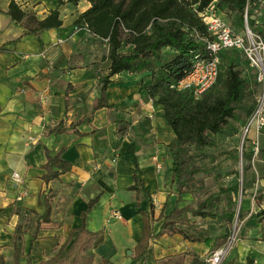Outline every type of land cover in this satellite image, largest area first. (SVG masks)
<instances>
[{"label": "crops", "instance_id": "crops-1", "mask_svg": "<svg viewBox=\"0 0 264 264\" xmlns=\"http://www.w3.org/2000/svg\"><path fill=\"white\" fill-rule=\"evenodd\" d=\"M11 1L0 0V258L4 264H15L17 225L24 229L19 262L34 264L66 243L69 247L85 211L87 228L104 231L103 241L93 249L92 264H206L207 254L227 244L222 264H264V151L252 161L254 172L241 194L235 237L223 205L216 219L186 216L192 218H186V228L202 229L209 241L180 233L159 234L163 216L184 204L178 203L167 147L174 132L162 106L143 91L150 72L114 74L103 91L101 80L110 66L108 42L75 24L90 1L14 0L39 19L59 9L62 26L39 33H28L24 23L12 18ZM102 96L112 107L95 108ZM60 121L68 130L55 133L52 129ZM259 135L264 150V133ZM47 149L60 152L71 168L45 183ZM14 172L22 176L24 186L14 185ZM136 175L141 184L131 189ZM234 176H227L230 183ZM44 190L54 193L51 221L37 228L46 211ZM150 200L153 236L147 253L135 257ZM116 210L120 218L113 215Z\"/></svg>", "mask_w": 264, "mask_h": 264}, {"label": "trees", "instance_id": "trees-1", "mask_svg": "<svg viewBox=\"0 0 264 264\" xmlns=\"http://www.w3.org/2000/svg\"><path fill=\"white\" fill-rule=\"evenodd\" d=\"M63 0H59V4ZM91 6L81 12L75 21L79 27H85L94 35L108 42L109 72L101 80L105 91L111 76L122 71L150 72L151 80L144 87L146 97L160 104L164 116L170 124L174 137L167 145L172 157V182L178 194V203L183 200L194 185L198 184L197 174L201 168L195 166L197 159L210 155L207 148H217L219 137L225 134L232 120L242 119L239 111H243L246 125L254 111L255 103L245 104L250 95H254L256 78L251 80L249 74L237 67V59L241 52L226 50L222 53V61L218 80L215 85L201 97L196 98L188 91L178 90L174 85L191 69L197 54L205 53L203 36H207V28L198 11L213 3L228 18L237 31L245 29L247 14L249 27L264 37V16L256 15L261 10L259 0H88ZM264 8V6H263ZM8 13L18 22L25 24L28 33H39L47 28H59L63 24L58 8L43 19L34 13L24 11L14 0L9 5ZM128 47L124 51V48ZM111 106L100 98L95 108ZM1 111V109H0ZM92 116V114H91ZM68 130V126L60 121L52 129L55 133ZM228 131V130H227ZM263 150V147H260ZM252 147L243 146L242 158L247 162L243 170L253 168ZM226 152V151H225ZM236 155L239 151L233 150ZM46 172L42 175L45 183L58 178L70 170L71 164L62 158L60 152L52 154L46 150ZM212 160L215 155H212ZM234 170L227 175H235ZM239 182L220 187L218 194H210L197 206L179 204L167 215L161 225L159 234L180 233L191 240L209 241L204 231L196 227L184 226L178 220L187 214L202 218L216 219L219 207L223 205L226 219L232 224L241 215V207L235 209L236 199L241 192L245 193L246 182ZM140 176L136 175V183L131 189H138ZM241 187V189H240ZM241 190V191H240ZM46 211L39 216L37 228L42 222L51 221V198L54 193L44 190ZM97 200L90 201L89 207ZM226 201V203H224ZM150 211L143 212V233L135 248V257L145 255L149 248V239L153 236V201L150 200ZM218 207V208H217ZM2 209L0 208V211ZM87 211L83 213L82 226L77 230L75 238L62 245L58 251L46 260L34 264H92L96 253L93 251L104 239V231H91L86 226ZM29 224V219L26 221ZM23 225H17L14 233L15 264H20L22 255ZM74 232L71 233V235ZM109 263L108 260H104ZM0 264H4L0 258Z\"/></svg>", "mask_w": 264, "mask_h": 264}, {"label": "built area", "instance_id": "built-area-1", "mask_svg": "<svg viewBox=\"0 0 264 264\" xmlns=\"http://www.w3.org/2000/svg\"><path fill=\"white\" fill-rule=\"evenodd\" d=\"M198 15L205 23L208 32L207 36H203L206 50L205 53L195 56L190 71L178 80L174 87L188 91L196 98L201 97L218 80L222 53L226 50L241 52L249 67L254 70L256 81L260 86L255 108L244 127L243 137L244 141L246 137L255 133L253 144L254 152L257 154L260 150L259 134L264 127V37L249 27L247 14L243 31L235 30L225 14L213 3L198 11ZM12 179L14 185L24 186L22 176L18 172L13 173ZM113 215L118 218L122 216L118 210ZM234 229L232 238L236 234ZM228 246L229 244L224 248H216L207 254L205 263L222 264Z\"/></svg>", "mask_w": 264, "mask_h": 264}, {"label": "rangeland", "instance_id": "rangeland-1", "mask_svg": "<svg viewBox=\"0 0 264 264\" xmlns=\"http://www.w3.org/2000/svg\"><path fill=\"white\" fill-rule=\"evenodd\" d=\"M259 3V7H261V10L258 14L256 13V15L258 16L262 14L264 0H259ZM124 49H128V47H125ZM237 67L241 68L243 72L249 74L251 80H254L255 72L252 68L249 67L242 54L240 59H237ZM254 87V95H250L247 98L245 103L247 105L254 103L257 96L259 95L260 86L255 84ZM239 114L242 119L232 120V126H227L225 134L219 137V144L217 148H207V152H209L210 155L197 159L195 161V166L201 168V172L197 174L199 182L198 184L191 187L188 193L184 194L182 204L190 203L194 206H197L200 201L204 200L210 194H218L220 187L233 184L235 181L239 182L240 186H242L243 172L245 174V182H247L248 176L254 172V169L252 167L250 169L247 168L246 170H243V168H245V166L247 165V162L242 158L243 146L245 145L249 149L252 147V149L254 150L253 139L255 137L252 134V136L250 135V137H246L243 141L245 127V122L243 119H245V116L243 111L241 110L239 111ZM263 133L264 127L262 128L260 134ZM258 142L261 147L260 136ZM233 150L239 151V155L231 153L233 152ZM263 151L264 150H261V148L257 154L253 151L252 161H254V159L259 155L261 156ZM212 155H215L214 160L211 159ZM230 170H234L236 172L233 183H230L229 179H227V172ZM240 198L241 192L239 193L236 200V210L240 209ZM221 208L222 207L220 205L219 211L221 210ZM186 218H188V220H192L191 217L186 216L180 218L184 226H186ZM232 225L233 229L235 228L234 230L236 233L238 229V219H235Z\"/></svg>", "mask_w": 264, "mask_h": 264}]
</instances>
